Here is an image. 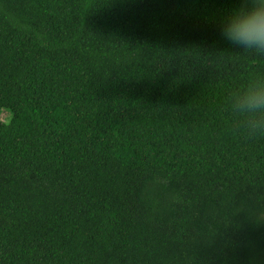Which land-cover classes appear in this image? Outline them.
<instances>
[{"label":"trees","instance_id":"1","mask_svg":"<svg viewBox=\"0 0 264 264\" xmlns=\"http://www.w3.org/2000/svg\"><path fill=\"white\" fill-rule=\"evenodd\" d=\"M241 4L0 0V264H264Z\"/></svg>","mask_w":264,"mask_h":264},{"label":"clouds","instance_id":"2","mask_svg":"<svg viewBox=\"0 0 264 264\" xmlns=\"http://www.w3.org/2000/svg\"><path fill=\"white\" fill-rule=\"evenodd\" d=\"M219 30L230 47L264 58V0H242L240 7L223 18ZM228 107L244 135L264 137V73L237 88L229 97Z\"/></svg>","mask_w":264,"mask_h":264},{"label":"rangeland","instance_id":"3","mask_svg":"<svg viewBox=\"0 0 264 264\" xmlns=\"http://www.w3.org/2000/svg\"><path fill=\"white\" fill-rule=\"evenodd\" d=\"M8 117H9V112H7L6 110L3 111V113H2V119L3 120H6Z\"/></svg>","mask_w":264,"mask_h":264}]
</instances>
